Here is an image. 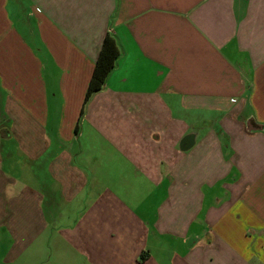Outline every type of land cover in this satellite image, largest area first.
I'll return each instance as SVG.
<instances>
[{
    "label": "crops",
    "instance_id": "obj_1",
    "mask_svg": "<svg viewBox=\"0 0 264 264\" xmlns=\"http://www.w3.org/2000/svg\"><path fill=\"white\" fill-rule=\"evenodd\" d=\"M23 1L27 36L0 0V226L13 243L34 219L43 264L63 246L59 264H264V0ZM108 33L120 55L81 116ZM14 140L36 178L19 192L3 169Z\"/></svg>",
    "mask_w": 264,
    "mask_h": 264
},
{
    "label": "rangeland",
    "instance_id": "obj_2",
    "mask_svg": "<svg viewBox=\"0 0 264 264\" xmlns=\"http://www.w3.org/2000/svg\"><path fill=\"white\" fill-rule=\"evenodd\" d=\"M26 6L27 4L23 0H11L10 4L6 7V11L11 12L9 19L14 22L15 29L18 31V33L20 35L27 36V28L24 27V23L17 19L18 16H14V12L16 13L17 10H21ZM31 33L34 34L32 37L37 39L36 27L31 31ZM5 34L10 36L5 17L0 13V36ZM29 40L34 42L32 39ZM9 137H11L13 140L12 136ZM14 141L15 150H12V154L6 158L3 167L5 173L9 177H13L15 180L13 184H10L11 187L8 188L9 192L11 191V188L12 190L14 188V191L16 192H19L21 188L26 186L28 183L34 187L36 181L34 173H30L27 169H23V155L19 150L18 141ZM0 167H2V163H0ZM37 190H39V188ZM46 221L48 223V229H59L65 227V225L69 224V221L71 220L66 218H47ZM38 222H40V220H38ZM33 223H35L34 219ZM33 223L29 220H20L19 222H16L20 232L25 233L26 238L22 239L21 241L14 239V243L12 241L11 234H9L6 227L0 226V264H43L42 262L48 258L51 251H49L48 242H46L44 239L45 236L43 235L37 237V234H34L33 237V233L29 231V228H32ZM11 246L13 249L10 248ZM67 249L68 248L66 246H63V251L60 249L57 250L55 247H53V264H59L61 261H70L71 255ZM50 262L52 263V261Z\"/></svg>",
    "mask_w": 264,
    "mask_h": 264
},
{
    "label": "trees",
    "instance_id": "obj_3",
    "mask_svg": "<svg viewBox=\"0 0 264 264\" xmlns=\"http://www.w3.org/2000/svg\"><path fill=\"white\" fill-rule=\"evenodd\" d=\"M119 55L120 50L118 45L115 39L108 33L102 42L98 57L94 64L93 72L87 86L81 116L84 115L85 107L90 99L103 89L107 77L114 68Z\"/></svg>",
    "mask_w": 264,
    "mask_h": 264
}]
</instances>
